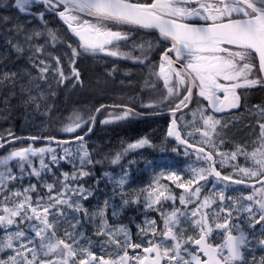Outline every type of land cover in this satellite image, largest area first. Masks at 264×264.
<instances>
[{"label": "snow or ice", "instance_id": "snow-or-ice-1", "mask_svg": "<svg viewBox=\"0 0 264 264\" xmlns=\"http://www.w3.org/2000/svg\"><path fill=\"white\" fill-rule=\"evenodd\" d=\"M0 4H4V0H0ZM34 5L41 6L43 11L34 9ZM10 7H15L28 16L35 12L36 18L45 24L46 13L57 16L77 38L80 49L92 54L133 58L120 51V45L131 40V30L158 31L159 36L169 43L161 54L162 62L158 66V75L162 77L167 93L159 102L154 101L142 107L155 109L159 103H166L174 97L169 110L173 117L177 111L181 112L180 119H183V109L192 102L194 94L202 98L207 107L193 112V118L199 115L202 127L207 129L202 132V137L212 150L205 152L203 147L197 149L198 158L202 154L209 168H193V175L186 183L175 172L169 173V179L180 181L177 187L189 193L187 199L185 195L179 196L180 204L186 206L198 202L195 208L185 211L173 208L165 212L162 207H155L161 204L163 192L157 193L155 198L152 192L147 193L141 207L145 211L153 209L159 212L163 228L157 236L156 221L146 219L145 224L150 227L152 237L156 239L155 242L151 239L147 241L143 252L154 255L151 259L148 255L130 257L128 249L141 248L143 242L132 243L127 227L110 225L106 210L111 207V216L119 217L130 204H140V198L129 200L122 197L119 206L105 200L103 207L94 211L83 206L81 202L93 195L92 190L85 188L81 180L91 175L86 168L97 163L85 141V136L92 132L96 116L89 114L82 117L74 113L61 130L75 135L63 141H57L55 137L44 139L49 144L56 142L58 145L75 142V155L70 147H63V155H58L50 147L29 146L14 148L0 157V194H3L4 201L9 200V195L14 198L11 206L7 203L3 205L0 214V229L5 233L0 238V264H68L69 258L76 257L79 258L74 259L73 264H129L132 260H135V264H161L162 261L163 264H264V257L257 261L253 255L250 262L246 256V252H252L253 241L264 249V239L257 240L255 233L258 224L260 235L264 236V122L258 121L259 134L251 151L247 150V146H237L235 151L227 154V158L233 161L237 155L244 156L246 161L250 160V167L241 168L237 165L236 170L249 180L255 178V182L260 185L258 188L252 185L251 194L238 198L244 201L239 208L231 195L226 196V191L228 182L242 184L245 181L233 180L231 176L222 175L216 170L213 152L221 156V164L225 154L217 151V144L211 135L216 132L217 126H226L221 125L217 113L241 107L239 89L264 87V0H11L4 5L5 10ZM12 22V17L0 16V26L7 29ZM125 28L129 30H123ZM10 32L23 37L24 42L34 47L36 53L44 52V44H33L42 35L39 30H28L23 23L17 22ZM47 38L46 42L54 44L57 35L48 30ZM67 46L71 49L69 73L65 74L59 56L50 57L51 63L48 57H37L38 62H34V66L39 72L38 81H46L51 70L57 84H63L72 78L76 83H82L76 67V58L80 52L71 44ZM137 46L144 48L143 43ZM13 48L17 55L24 52V47L19 42L13 44ZM134 59L143 62L144 58L138 56ZM15 77L16 73H0V79L14 81ZM36 86L38 87V83ZM36 100L37 97L31 95L30 91L24 98L25 103H33L39 109L40 105L35 103ZM114 107L119 108L120 112L110 114V118L104 119L102 123H114L140 115L135 108L127 105ZM254 107L261 120H264V106ZM101 108L96 109L95 113H99ZM79 130L83 134H79ZM167 134L175 137L180 144L193 147L188 140L181 138L177 130V119L171 120ZM38 138L41 137H31L33 141ZM20 139L21 137L8 131L6 136H0V149ZM220 143H223L222 139ZM150 145V139L142 137L129 143L111 162L115 164L124 153ZM49 153L50 159L46 163L45 157ZM35 157H39V167L34 165ZM62 159L72 164L74 171L71 174L64 172L61 174L62 179L56 177L52 183H48L45 178L49 173L56 176L52 167ZM12 161H15L18 174L12 170ZM77 163L79 168L75 167ZM209 176L223 182L222 188L216 192L214 199L208 195L201 199V188L205 185L200 182L207 181ZM25 177H34L37 184L46 189L45 195H40L37 184L32 183L21 190H5V184L14 180L23 181ZM126 182L127 173L121 176L118 183L122 186ZM31 193H36L35 200ZM164 199L174 203L177 197L169 195ZM213 205L216 207L213 208ZM206 209H211V212ZM233 211H236L237 217L241 213L245 214L248 231L238 223H233ZM60 221L76 232L75 236L67 230L64 232V236L72 243L57 238L55 226ZM86 223L94 225L95 235L105 236L106 243L112 244L113 250L109 258L97 257L90 250L91 240L84 236ZM21 225L25 227L22 228ZM137 227L147 235L145 228L139 225ZM10 228L15 230L8 231ZM189 229L196 235L187 234ZM233 229H236V234H233ZM214 230L220 237L215 243L210 240ZM117 234H123V243L115 238ZM80 239H86V243L81 245Z\"/></svg>", "mask_w": 264, "mask_h": 264}, {"label": "rangeland", "instance_id": "rangeland-1", "mask_svg": "<svg viewBox=\"0 0 264 264\" xmlns=\"http://www.w3.org/2000/svg\"><path fill=\"white\" fill-rule=\"evenodd\" d=\"M10 2L11 0H4V4H0V16H10L12 17L13 21L12 24L8 25L7 29L4 26H0V41L2 46L5 48V51H7L6 48L13 47V44L17 42L21 43L24 47V52L22 53L24 54V56L22 62H20V65H16V63L19 62L18 57H16L15 60H12V62L15 64H13L14 67L13 65L11 67L13 71H10L9 73H16V77L14 81L8 80L6 82V85L4 84V88L8 89H4L3 96L8 100L5 101L3 98V101L0 102L3 103V106L0 105V113L4 114V116L2 117L6 120H23L22 127L19 129V133L15 135L16 137L20 135H33V132L41 130L42 127L45 126L46 122H49L50 119L55 120L56 123H61L69 120L70 115L74 114L75 112L78 113L80 111H89V109L94 110L97 106L103 103L112 101H114L113 103H116V101L119 102L127 100L131 102L130 97H132L133 95L131 89H124L123 86H118L114 82H111L109 74L107 75V73L101 72L96 64H93L91 61L87 60L86 58H83L81 53L76 58V67L80 72V80L82 81V83H76L74 78H72L65 81L63 84H57L55 79L52 77L51 70L49 71L48 79L46 81H38L37 77L39 76V72L34 66V62H38L37 57H39L40 59L48 57L49 62L51 63L50 57L59 56L61 58V64L63 65L65 74L67 75L69 73V58L71 57V49L68 48L67 45L71 43H62L57 40L54 44L46 42V40L48 39L47 31L51 29H43L33 17H24L20 15L16 10H14L13 7L7 8V10H5L4 5L9 4ZM17 22L23 23L25 25V28L28 30L36 29L42 33L39 40H34L33 44H44L43 53H36L35 48L25 43L23 37H17L14 32H10V30L13 28V25ZM71 45L73 48H76L73 44ZM94 82L95 86H92V83ZM37 83L38 87L36 86ZM29 91L31 92V95L37 97L35 103H38L40 105L39 109L35 108L33 103L24 102V98L27 97ZM89 93L91 95L87 97L86 95H88ZM14 96L18 97V103L13 101ZM10 103H12L11 107L9 106ZM19 103L22 104L19 105ZM20 106L22 107L21 112H19ZM111 115L115 114L111 113ZM108 118H110V114L107 115L105 119ZM110 125L111 127L102 128V130H100L97 134V143H99V145H87L88 151L91 153L93 159L97 161V163H94L93 165L88 166L89 168H86V170H89L92 175L83 177L81 183L84 185L85 188H90L94 195L90 196L88 200H86V202L82 201L81 203L85 208H88L89 211H94L98 208H102V201L105 200H108L111 204L114 205L118 204L117 206H119L122 197L124 199L131 198L130 200L139 197L141 203L137 205L130 204L122 211L119 217L113 218L111 216V207L106 210V215L108 217L110 225L127 227L129 232V239L132 241V243L143 242L142 247L139 248L138 251L132 253V257H143L145 256V253L143 252V247L147 246V241L151 239L155 242L156 239L155 237H152L151 229L148 225L145 224V220L154 219L156 221L158 226L156 230L157 236L159 234V231L163 228V222L159 212L153 209H147L145 211L143 208H141L144 197L147 195V193L152 192L153 198H155V195L157 193L163 192L164 195L161 197V204L156 205L155 207H162L163 211L165 212H169L173 208L180 209L181 211L191 210L195 208L196 203L198 202L189 203L186 206L180 204L179 196L185 195V198L187 199L189 193H186L184 189L177 187V184L180 181H174L172 179H169V173L175 172L186 183L187 179L185 177V173L197 167L206 168V166L204 165L206 161L203 158H188L178 151H172L168 149L164 143V138L160 136V133L164 129V124L161 122V120H151L148 122L117 121L114 123H110ZM15 128L16 127L12 125L11 122L0 123V134L6 135L8 131H11L13 133L16 131ZM205 130L207 129L203 128V131ZM245 132L246 131H243L240 127L230 126L228 128H221L220 126H217L216 132L211 133L212 138L217 144V151L225 154L223 163H231V159L227 158V154L236 150L235 148V150H233L231 146H228L226 138L232 137V139L235 140L245 134ZM142 137H148L150 139L151 145L135 150H130L124 153L120 161H118L117 163H110L109 165H107L105 157L115 158V155L117 153L123 152L129 143H133ZM221 139L223 140L222 144L220 143ZM111 143H113L114 146ZM223 144L227 146H223ZM67 147H70L73 151V154L75 155L76 144H71ZM56 153L58 155H63V151H57ZM219 157L221 159V156ZM49 159L50 155L45 159L46 163ZM181 160L188 161L191 163V165L186 166L183 169H181L180 167H166L167 163L179 162ZM34 165L36 167H39V161L37 163H34ZM107 166L114 169H110L111 171L105 170L107 169L105 168ZM75 167L79 168V164L77 163ZM73 168L74 167L72 164H69L67 160L62 159L60 160L58 165L52 167V171L56 174V176L53 177L51 173H49L45 179L48 183H52L56 177H60L62 179L61 174L64 172L71 174L74 171ZM12 170L18 174L17 169L12 167ZM102 170H105L102 173L108 176L112 180V182L117 186V192L114 199H107V197H105V199L102 200L97 195V185H99L100 180L104 179L105 177L101 175ZM93 171H95V173ZM133 172L135 173V175L136 173H143L147 175V182L138 190L134 188L136 182L134 174H132ZM125 173H127V182L121 186L118 181L121 176H123ZM192 175L193 173L191 174V176ZM191 176L188 177L190 178ZM211 179L212 177L209 176L207 181L200 182L201 185H205L201 188V199L205 195H208L210 198L214 199L216 192L221 190L222 182H211ZM97 181L99 183H97ZM133 181L135 183H133ZM29 183L37 184V181L34 177L31 179L25 177L23 181L14 180L5 184L4 188L6 191H17L21 190L24 187H27ZM213 185H215L216 187L213 188ZM37 188L40 195H45L46 189H44L39 184H37ZM248 194L246 192L239 191L237 187H234L232 185H229L226 191V196L231 195L236 200L237 208H239L241 203L244 202L238 198L241 196H246ZM31 195L33 200H35L36 193H31ZM169 195L177 197L174 203L172 201H167L164 199V197H167ZM2 196L3 194H0V214H2L3 205L7 203L9 204V206H11V200L14 199L9 195V200L4 201ZM225 203L228 202L226 201ZM89 204L91 208L89 207ZM212 207L215 208L216 205H213ZM206 211L211 212V209H206ZM244 216L245 214L241 213L239 217H237L236 211H233V217L235 218L233 220V223H238L242 229L248 231L247 223L244 219ZM49 219H52L51 215H49ZM138 225L147 230V235L139 230V228L137 227ZM21 227L23 228L25 227V225H21ZM55 228L57 238L65 239L67 243H72L71 240H68L64 236V232L65 230H67L71 232L73 236H75V231H73L63 221L58 222ZM259 229L260 225L257 224L255 227L257 240L264 239V236L260 235ZM14 230V228H10L8 231ZM76 231H79V229H77ZM234 232H236V229H233V233ZM94 233V225L91 223H86L84 225V236L86 239L91 240L90 250L97 257L104 256L106 259L109 258L113 250L112 244L106 243L105 236H97ZM187 234L193 236L196 235V233L192 232L191 229L188 230ZM4 235L5 233L3 229H0V238H3ZM115 238L119 239L121 243H123L124 241L123 234H117ZM211 238L216 242L220 239L215 230L213 231ZM86 239H80L81 242L79 241V243L81 245L85 244ZM168 243H171V241H168ZM73 246L75 247V245ZM128 251H130V248L128 249ZM6 254L7 253H3V255ZM253 255L255 256L257 261H259L261 257H264V249H262L258 244H256V241H253L252 252H246V256H248L250 262L251 257ZM78 258L79 257L69 258L68 264H73V260ZM131 264H135V260H132Z\"/></svg>", "mask_w": 264, "mask_h": 264}, {"label": "flooded vegetation", "instance_id": "flooded-vegetation-1", "mask_svg": "<svg viewBox=\"0 0 264 264\" xmlns=\"http://www.w3.org/2000/svg\"><path fill=\"white\" fill-rule=\"evenodd\" d=\"M207 2H213V0H207ZM33 8L39 9V11H43V8L39 5H34ZM31 17H33L43 29L50 28L53 32H55L57 35V41L73 44L74 47H76L80 51L83 58H86L93 64H96L101 72L107 73V75L109 74L111 82H114L118 86H123L124 89H131L133 94L132 97H130L131 102H129L128 100L126 102L132 107H134L135 105V108L143 112L144 114H160L170 112L169 109L172 107L171 101L172 99H175L174 97L170 98L166 103H159V106L155 109L142 107V105H146L154 101L159 102L167 93V89L164 86V81L162 77L158 75V66L162 62L161 54L164 49L169 46V43L167 41H164L159 36L158 31L132 29L131 40L127 43H122L120 45V51L128 53L129 56L133 58L123 59L119 57L107 56L104 53L92 54L84 52L80 49L77 38L68 30L66 24L55 15L46 13V24L45 22L39 21L36 18L35 12H33V16ZM123 30L128 31L129 29L125 28ZM141 43L144 44L143 49L137 46ZM149 44L151 45L150 48L148 47ZM138 56L144 58L143 62L134 59ZM114 68L115 71H113ZM255 74L256 71L254 70L253 75ZM238 93L241 96V107L238 109L225 111L224 113H217L216 116L221 119V125H226L224 127L220 126L221 128L234 126L240 127L243 131H246L245 134L240 136L238 139L233 140L232 137L226 138L228 146H231L233 150H235L239 145L241 147L247 146V150L251 151L252 144L257 140L259 134L258 121L264 122V120H261V118L258 116L254 107L256 105L264 106V87H254L247 90L239 89ZM206 107V102L202 98L194 94L191 106L183 112V119H180L181 113L176 115V119L179 123L183 139L188 140V143H190L191 145L203 147L207 151H210L212 150L211 146L205 144L204 138L202 137L203 127L200 123L199 115L197 114L195 119L193 118V112H197L198 109ZM137 118L139 117L137 116ZM151 120H161V122L164 124V131L162 130L160 136L164 138V143L168 149L172 151H178L188 158H203L202 154L198 158L197 149L188 148L187 146L177 142L176 139L169 138L167 133L171 123L170 114L164 116L158 115L154 118H148L141 121L148 122ZM134 121L141 122L137 119H135ZM197 129H200V131H197ZM189 133H191V135H189ZM223 146L227 145L223 144ZM213 158L215 160L214 166L218 171L221 172L222 175L231 176L233 180L241 179L245 181L242 184H234L228 182L229 185L237 187L239 191H243L248 194L253 191L252 185H254L256 188L260 186L255 182V178L249 180V178L244 177L236 170L235 166L237 165L239 167L251 166V161H246L244 156L238 155L235 161L230 160L231 163L226 162L222 164L220 161L221 159L219 155L216 154V152H213ZM190 165V162L181 160L179 162L167 163L166 167H180L181 169H183L184 167ZM204 165L206 166V168H209V164L207 161L206 163H204ZM191 174V171L185 173V177L187 180L189 179L188 176H191ZM211 177V182L217 181L214 176ZM234 233L236 234V232ZM210 240L213 243L216 242L211 237Z\"/></svg>", "mask_w": 264, "mask_h": 264}, {"label": "trees", "instance_id": "trees-1", "mask_svg": "<svg viewBox=\"0 0 264 264\" xmlns=\"http://www.w3.org/2000/svg\"><path fill=\"white\" fill-rule=\"evenodd\" d=\"M2 33V32H1ZM7 51H5V48L2 46L1 44V41H0V73H9L10 71H13L12 70V65L15 64L12 62V60H15L16 57H18V60L19 62L16 63V65H20V62H22L23 60V56L24 54H20V55H17L14 48L13 47H10V48H6ZM14 67V65H13ZM8 80L7 79H0V102L3 101V98L4 100H8L7 98H5L3 96L4 94V89H8V88H4V86L6 85V82ZM5 84V85H4ZM3 85V87H2ZM92 86H95V82L92 83ZM91 95L90 93L88 95H86L87 97ZM85 96V97H86ZM86 99V98H85ZM18 97L17 96H14L13 97V101L14 102H17L18 103ZM114 101L112 102H109V103H113ZM116 103H124V104H128L126 101H119ZM22 103H19V105H21ZM1 106H3V103H0ZM9 106L11 107L12 106V103L9 104ZM22 110V107L20 106V110L19 112H21ZM93 111L92 109H89V111H80V112H75L76 114H79L81 115L82 117H86L87 115L89 114H93ZM120 111H111V110H106L102 113V116H101V121L98 125V128L94 134L93 137L85 140L86 141V145H89L91 146V144H95V145H99V143H97L98 141V138L96 137L97 134L99 133L100 130H102V128H107V127H111L110 124H104L102 123V121L107 117V115L113 113V114H118ZM4 114L0 113V123H3V122H11L12 125H14L16 128V131L13 132L14 135H17L19 133V129L22 127V122L23 120L21 119H9V120H6V119H3ZM73 116V114L70 115L69 117V120L70 118ZM64 121V122H61V123H56L55 120L53 119H50L49 122H46L45 126L42 127L41 130L37 131V132H33V135H37V136H43V137H49V136H57V137H62V138H67V137H71L72 135H75V134H68V133H64L61 129L65 126V124L68 123V121ZM83 133L82 130H79V134ZM0 136H6V135H3V134H0ZM113 146L114 144L111 143ZM110 144V145H111ZM33 145L34 148H42V147H50V148H53L55 150V152H62L63 151V147H66V146H63V145H49V144H41V143H32V142H21V143H18L12 147H9L8 149H6L5 151L1 152L0 153V157L4 156V155H7V153L11 150H13L14 148H21V147H29ZM104 145V143H103ZM61 146V147H60ZM108 146V144H107ZM51 155L50 153L45 157V159ZM114 159V157H105V160L107 162V165H109L110 163H112L111 161ZM39 161V157H35L33 158V162L34 163H37ZM12 163V166L13 168H15V161H12L10 162ZM105 167L107 169L105 170H110V169H114V168H111V167ZM16 169V168H15ZM105 170H102L101 171V175L105 176L104 179H101L100 180V183L99 185L97 186V190H98V193L97 195L100 197V199H105V197H107V199H110V198H115L116 196V192H117V186L112 182V180L106 176L105 174H103L102 172L105 171ZM100 171V170H99ZM98 171V172H99ZM134 174V173H133ZM134 177L135 179V186L134 188H136L137 190L141 188V185H145V183L147 182V175L143 174V173H136V175L134 174ZM142 179V181H141ZM139 181V182H138ZM145 182V183H144ZM108 186V187H107ZM113 188V189H112ZM116 190V191H115ZM100 192V193H99ZM100 194V195H99ZM103 197V198H102ZM131 199V198H130ZM129 199V200H130Z\"/></svg>", "mask_w": 264, "mask_h": 264}, {"label": "water", "instance_id": "water-1", "mask_svg": "<svg viewBox=\"0 0 264 264\" xmlns=\"http://www.w3.org/2000/svg\"><path fill=\"white\" fill-rule=\"evenodd\" d=\"M102 105L104 106L103 108H101V105L98 107V108H101V111H100L99 113H95V112H94V114H95V116H96V122H95V124L92 126V132H91L88 136H85V140L88 139V138H90L91 136H93V134L95 133V130H96V128H97V126H98V124H99V122H100V116H101L102 112H103L105 109L120 110L119 108L114 107L115 105H119V104L105 103V104H102ZM120 105H121V104H120ZM190 106H191V103L188 105L187 108H184V109H183V112H184L185 110H187ZM129 107H130V106H129ZM98 108H97V109H98ZM136 111H137V110H136ZM137 112L140 113L139 117H141V118H143V119L152 118V117H155V116H158V115H159V116H164V115H168V114H170V115H171V120H172L173 118L176 119V115L179 114V113H181V112L177 111L176 114H175V117H173L171 112L160 113V114H144V113H141V112H139V111H137ZM170 125H171V123H170ZM169 127H170V126H169ZM177 130H178V131L180 132V134H181V131H180V128H179V123H178V121H177ZM33 136L41 137V138H38V139H36L35 141H33V140L31 139V137H33ZM17 137H21V139H20V140H14L11 144L6 145L4 149H0V153L3 152V151H4L5 149H7L8 147H10V146H12V145H15V144L18 143V142H23V141H30V142H32V143H44V144H49L48 140H47V139H44V138H47V137H43V136H37V135H20V136H17ZM49 137H55L57 141H63V140H68V139H70V138H62V137H57V136H49ZM169 138H174V139H175V137H173V136H169ZM181 138L183 139L182 134H181ZM177 142H179V141H177ZM74 143H75V142H74ZM53 144L58 145L56 142H52V143L49 144V145H53ZM71 144H72V143H71ZM189 144H190V143H189ZM69 145H70V144H69ZM190 145H191V144H190ZM63 146H65V145H63ZM31 147H33V145H31ZM199 148H201V147H198V146H195V145H193V147H191V149H199ZM204 149H205V148H204ZM205 152H207L206 149H205ZM215 168H216V167H215ZM216 170H217V168H216ZM217 171H218V170H217ZM251 184H254V183H251ZM130 250H131V251L128 252V254H129L130 257H132V256H131V252H134V251H136V250H138V249H132V248H131ZM145 254L149 256V259H151L152 256L154 255V254L150 255V254H147V253H145ZM129 264H131V261L129 262ZM161 264H163V261L161 262Z\"/></svg>", "mask_w": 264, "mask_h": 264}, {"label": "bare ground", "instance_id": "bare-ground-1", "mask_svg": "<svg viewBox=\"0 0 264 264\" xmlns=\"http://www.w3.org/2000/svg\"><path fill=\"white\" fill-rule=\"evenodd\" d=\"M134 74V73H133ZM139 74V73H138ZM133 76V75H132ZM131 86V85H130ZM118 90V89H117ZM120 94V93H119ZM134 107H135V105H134ZM221 115V114H220ZM253 117V116H252ZM142 122V121H141ZM255 122V121H254ZM162 126V125H161ZM155 127V126H154ZM157 127V126H156ZM137 129V128H136ZM150 129V128H149ZM164 131V130H163ZM126 132V131H125ZM136 132V131H135ZM140 132V131H139ZM114 135V134H113ZM124 137V136H123ZM112 138H113V136H112ZM186 146V145H185ZM61 147V146H60ZM88 147V146H87ZM107 153V152H106ZM105 154V153H104ZM89 168V167H88ZM74 169V168H73ZM68 170V169H67ZM95 170V169H94ZM69 171V170H68ZM97 171V170H96ZM111 171V170H110ZM94 173H95V171H93ZM134 173V172H133ZM132 173V174H133ZM135 174V173H134ZM92 175V174H91ZM98 175V174H97ZM97 175H95V176H97ZM110 175V174H109ZM91 178V177H90ZM100 178V177H99ZM93 179V178H92ZM135 180H137V179H135ZM93 181V180H92ZM141 181H142V179H141ZM139 182V181H138ZM93 183V182H92ZM91 183V184H92ZM133 183H135L134 181H133ZM145 183V182H144ZM131 185V184H130ZM98 186V185H97ZM142 186V185H141ZM108 187V186H107ZM98 188V187H97ZM113 189V188H112ZM127 189V188H126ZM133 190V189H132ZM116 191V190H115ZM213 192V191H212ZM100 193V192H99ZM130 194H131V192H130ZM93 195H94V193H93ZM100 195V194H99ZM127 196H128V194H127ZM99 197V196H98ZM94 198V197H93ZM96 198V197H95ZM103 198V197H102ZM91 199V198H90ZM118 200V199H117ZM93 201V200H92ZM92 201H91V203H92ZM86 202V201H85ZM95 202V201H94ZM103 202V201H102ZM117 202V201H116ZM90 203V204H91ZM97 203V202H96ZM87 204V203H86ZM90 204H89V207H90ZM101 204V203H100ZM118 205V204H117ZM91 208V207H90ZM138 208V207H137ZM142 208V207H141ZM165 208V207H164ZM94 209V208H93ZM142 210V209H141ZM140 212V211H139ZM146 214V213H145ZM148 214V213H147ZM155 216V215H154ZM156 217V216H155ZM104 237V236H103ZM81 242V241H80Z\"/></svg>", "mask_w": 264, "mask_h": 264}]
</instances>
